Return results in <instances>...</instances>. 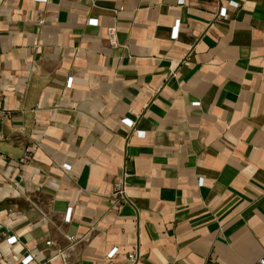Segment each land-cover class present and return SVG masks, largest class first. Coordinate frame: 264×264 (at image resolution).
Returning <instances> with one entry per match:
<instances>
[{
    "label": "crops",
    "instance_id": "obj_1",
    "mask_svg": "<svg viewBox=\"0 0 264 264\" xmlns=\"http://www.w3.org/2000/svg\"><path fill=\"white\" fill-rule=\"evenodd\" d=\"M27 256L264 264V0H5L0 264Z\"/></svg>",
    "mask_w": 264,
    "mask_h": 264
},
{
    "label": "built area",
    "instance_id": "obj_2",
    "mask_svg": "<svg viewBox=\"0 0 264 264\" xmlns=\"http://www.w3.org/2000/svg\"><path fill=\"white\" fill-rule=\"evenodd\" d=\"M5 2V0H0V6L3 5V3ZM181 4L184 3V0H180ZM229 5L233 6V7H238L239 4L232 1V2H229ZM219 17L220 18H226L227 17V9L226 8H222L219 12ZM91 24L93 25H97V20H91L90 21ZM178 26H179V21L176 22V25L174 27V31H173V35L176 36V33H177V29H178ZM107 37H108V41L110 43V45L112 47H118L119 46V42H118V35H117V28L116 27H109L107 28ZM124 123L125 125H127L128 127H132L133 125V122L129 119H125L124 120ZM69 168V167H67ZM118 196H119V200L123 201L125 200V188L122 187V189L117 193ZM17 237L16 236H12V237H9L7 239V243L8 244H15L17 242ZM47 244L49 246L52 245V242L48 241ZM117 253V249H113L108 257L109 258H113ZM130 259L132 261H135L136 260V255L133 254V255H130ZM32 261V256H27L25 257L23 260H22V263L23 264H29L30 262ZM262 262H264V259L262 260Z\"/></svg>",
    "mask_w": 264,
    "mask_h": 264
}]
</instances>
